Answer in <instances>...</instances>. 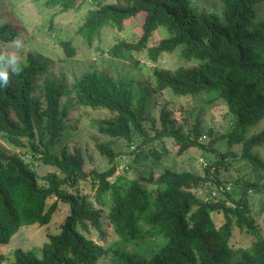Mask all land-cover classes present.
I'll use <instances>...</instances> for the list:
<instances>
[{"label": "trees", "instance_id": "1", "mask_svg": "<svg viewBox=\"0 0 264 264\" xmlns=\"http://www.w3.org/2000/svg\"><path fill=\"white\" fill-rule=\"evenodd\" d=\"M83 1L42 3L62 12L77 9ZM94 1L95 6L85 12L76 33L90 44L102 25L120 30L124 20L141 15L136 38H117L104 52L137 66L132 52L145 50L146 57L154 62L162 52L170 53L179 47V56L195 63L173 70L154 68V87L185 96L204 92L207 103L223 101L232 116L231 125L215 139L225 140L228 146L239 145L240 149L237 153L214 151L218 158L203 167V175L165 167L158 172L149 169L139 179L116 176L113 160L120 152L110 147L112 140L123 138L129 143L137 134L141 139L135 146L141 148L152 140L169 137L179 156L188 147L202 146L196 139L198 120L193 122L191 137L173 125L170 110L162 106L160 128L150 135L143 126L147 121L154 123L145 113L146 89H141L132 103L128 81L116 80L104 70H92L75 79L73 97L79 106L108 110L109 115L91 119L90 126L108 137L95 142V149L109 165L101 170H86L79 146L68 150L62 146L58 153L50 151L66 127L67 109L60 106V98L68 90L44 78L34 94V84L47 72L49 61L27 52L22 72H10L9 85L0 87V135L14 147L28 146L38 154L41 164L55 170L46 172L40 185L28 160L0 149V244L6 245L22 226L46 225L59 204H65L67 210L57 231L49 233L40 244L38 255L33 249L16 246L11 250V264L95 263L107 250L82 231L91 227L97 230L99 239L103 238V208L116 237L109 251L117 264H264V235L257 230L248 203L250 192L264 194V156L254 150L264 148V127L245 135L247 126L264 118V18L256 19L253 8L259 3V11L264 14V0H220L222 22L211 13L190 10V0ZM160 25L168 30V35L148 46V38ZM15 35L13 25H0V44L11 42ZM59 45L66 57L73 55L70 40L59 41ZM145 148V152L136 151L130 161L135 164L148 158L153 166L167 153L163 146L161 150L148 145ZM230 157L250 167L251 179L228 183L217 177V165ZM86 178L90 179L99 207L76 189L77 181ZM209 181L213 193L204 199L196 196L193 189ZM212 212L221 213L217 226L210 216ZM261 214L264 228V200ZM234 226L253 235L249 248L230 245ZM157 236L163 242L147 256L114 247L117 243L134 244ZM4 259L0 250V264Z\"/></svg>", "mask_w": 264, "mask_h": 264}, {"label": "rangeland", "instance_id": "2", "mask_svg": "<svg viewBox=\"0 0 264 264\" xmlns=\"http://www.w3.org/2000/svg\"><path fill=\"white\" fill-rule=\"evenodd\" d=\"M102 1L113 2L114 0ZM95 4L94 0H84L77 9L71 8L60 12L56 7L44 6L42 0H0V25L3 23L13 25L16 32L14 39H20L24 44L23 49L20 50L15 48L14 39L11 42L0 44V55H5L3 59H0V65H8L7 56L12 54L21 57V65L24 64V56L27 52L40 54L48 59L49 67L47 72L40 76L34 84L36 90L34 94L38 93L37 90H39L44 78L62 84L68 90V93L60 98V106H65L67 109L66 127L60 131L58 142L50 148V151L58 153L62 146H65L68 150L71 146L76 145L81 149L86 170L89 168L101 170L109 165L107 160L95 149V142L105 141L108 137L99 134L90 126L91 119L109 115L108 110L79 106L73 97V83L79 75L92 70H104L116 80L123 79L129 82L132 103L138 97L139 91L146 89L148 95L145 99V113L154 119V123L151 125L147 121L143 126L150 135L160 128L159 112L163 106L170 110L173 125L191 137L194 134L193 122L197 119L196 129L198 134L196 139L202 145L188 147L183 154L176 156V148L171 138L162 137L161 141L159 139L152 140L147 144L148 146L159 150L163 146L167 149V153L161 156L155 165L151 166L148 158L139 160L135 164L131 162L136 151L139 149L146 151L145 147L147 145L141 148L135 146L140 141V136L133 134L129 143L123 138L112 140L110 147L115 152H120L113 160L116 165V176L122 175L127 179H139V177L146 175L149 169L153 168L155 172H158L165 167L176 171L188 170L203 175V167L212 164L218 158V154L214 151L237 153L240 149L239 145L232 144L228 146L225 140L215 139V136L227 131L231 125L232 116L228 114L223 101L215 100L207 103L204 92L196 96H185L172 94L169 89L160 91L154 87V77L152 75L154 68L173 70L178 66L187 67L195 63L194 60L182 59L179 56V47H176L170 53L162 52L154 62L146 57L145 50L132 52L131 55L138 61L137 66L125 59L108 56L104 52L117 38L127 41L134 40L139 33L141 15L124 20L120 30L107 24L102 25L90 44H87L76 33V28L82 21L85 12ZM260 7L259 3L253 5L256 11V19L264 18V14L259 11ZM188 8L195 12L211 13L222 22V4L220 0H190ZM167 35L168 30L164 26H157L148 38L147 45H153L157 40ZM63 40H70L74 48V53L70 57L64 55L59 45V41ZM262 127H264V118L253 125L247 126L245 135H249ZM22 142L25 143V140L22 139ZM36 144L39 146L37 142ZM0 149L28 160L30 166L38 175L40 185L43 184V175L48 171L55 170L53 166L41 164L37 159L38 154L32 153L28 146L14 147L5 142L1 135ZM254 150L259 156H264V148H255ZM234 158H226L224 163L217 165V177L222 181H228V183H238L242 179H251L250 167L241 161H236ZM141 183L148 189L151 188L150 184L143 181ZM212 186L213 184L209 181L194 188L193 192L200 198H208ZM76 189L80 194H84L93 206L99 207L93 198L94 190L91 187L89 178L78 180ZM248 199L250 214L255 221L256 228L260 234L264 235L261 214V203L264 200V194L250 192ZM66 210L67 206L65 204H59L58 209L52 213L46 225L20 227L6 245L0 244V250L5 256L1 264H11V250L16 246L22 249H33L38 255L40 244L46 240L49 233L57 231L56 226L62 220ZM105 212L106 209L103 208L101 212L103 215L102 230L105 235L102 239L98 238L97 230L91 227H88L86 232L82 231L87 237L100 243L107 250L93 264H117L109 251V247H113L112 245L116 242V237L105 219ZM210 216L215 226L221 223V213L212 212ZM253 239V235L234 226L229 243L232 247L247 249ZM162 242L163 239L157 236L134 244L121 245L117 243L114 247L147 256L156 250Z\"/></svg>", "mask_w": 264, "mask_h": 264}, {"label": "clouds", "instance_id": "3", "mask_svg": "<svg viewBox=\"0 0 264 264\" xmlns=\"http://www.w3.org/2000/svg\"><path fill=\"white\" fill-rule=\"evenodd\" d=\"M13 44L17 50L23 49L24 44L20 39H14ZM5 55H0V59H3ZM8 57V66H0V87L6 88L10 83V72L13 75H19L23 68L21 65V57L17 54H12Z\"/></svg>", "mask_w": 264, "mask_h": 264}, {"label": "built area", "instance_id": "4", "mask_svg": "<svg viewBox=\"0 0 264 264\" xmlns=\"http://www.w3.org/2000/svg\"><path fill=\"white\" fill-rule=\"evenodd\" d=\"M212 193H213V191L210 192V194H212Z\"/></svg>", "mask_w": 264, "mask_h": 264}]
</instances>
